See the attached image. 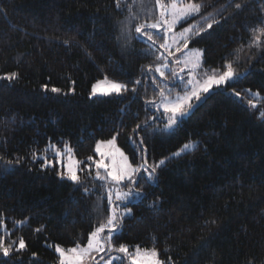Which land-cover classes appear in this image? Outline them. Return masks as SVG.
Here are the masks:
<instances>
[{
	"label": "trees",
	"instance_id": "1",
	"mask_svg": "<svg viewBox=\"0 0 264 264\" xmlns=\"http://www.w3.org/2000/svg\"><path fill=\"white\" fill-rule=\"evenodd\" d=\"M196 2L201 12L184 24L197 25L192 45L206 69L231 63L236 76L168 127L150 103L163 84L146 69L161 48L135 32L159 18L155 0H0V227L12 248L0 264H58L56 245L86 246L111 214L92 162L97 143L113 138L135 165L167 160L139 179L143 195L128 204L117 247L155 248L165 264H264V36L253 34L264 0ZM103 79L129 90L90 98ZM66 146L81 162L79 183L46 165Z\"/></svg>",
	"mask_w": 264,
	"mask_h": 264
},
{
	"label": "snow or ice",
	"instance_id": "2",
	"mask_svg": "<svg viewBox=\"0 0 264 264\" xmlns=\"http://www.w3.org/2000/svg\"><path fill=\"white\" fill-rule=\"evenodd\" d=\"M120 0H117V6H119ZM156 5L159 7V18L156 19L154 22H144L140 23L136 28L135 32L140 34V39H144L146 37L149 43L148 47L152 48L156 45L157 40L154 39L153 34L150 31H147L148 29H156L159 30L161 28L165 29V33H172L173 36L171 37L173 42L176 41V34L174 32L175 26L180 23L183 20L188 19L191 16H194L201 12L202 4L197 3L196 0H189V2L185 3L183 0H170L169 3H166L165 0H155ZM236 8H240V4L235 5ZM261 25H264V20L260 22ZM208 28L212 27V23H208ZM192 31V28H184L180 33L179 36L183 39V48L188 47V40H187V34ZM259 31L260 35H255V32ZM199 34V33H197ZM254 40L260 41L261 36H264V28H261L258 26L256 30H254ZM157 36L160 40H163V43H160L159 47L165 49L166 51L169 50V44L167 42V38L165 35L160 34L159 31L157 32ZM176 51H181V48L177 46ZM169 55H172L171 51H169ZM202 56V52L199 49H194L192 52H190L183 61L184 66L187 67L189 64L192 65V69L195 70L197 67L200 66V57ZM161 57L157 56V59L159 60ZM181 61L177 60V63H180ZM162 68H168V65L160 64L157 65L154 69L152 66H146L147 71H155L160 74V76H165L164 71H162ZM227 70L220 73V74H213V75H207L205 74L206 78L201 80L195 81V87L192 89V91L184 96L183 98L179 99L176 103H164V111L172 113V117L169 120L168 127H172L178 123L177 117H182L186 114L185 108L188 109L192 108L191 100L194 97L197 101L201 99V93H208L210 89L216 85H224L227 81L233 79L236 76V72L233 69V66L231 63H229L226 66ZM183 71V68L181 69ZM175 75V73H172ZM17 72H12L10 74H7L5 77L7 80L11 81L18 77ZM167 78V77H165ZM135 84H140L141 82L139 80L134 82ZM189 83H192V81H189ZM100 88V85L97 84L92 89V95L97 94V90ZM45 89H47V85H45ZM128 85L125 83H119V82H110L108 89L104 92L105 95H109L111 93L120 94L122 92L128 91ZM52 92L59 93L61 90L59 88H52ZM131 91L135 92L136 89L132 88ZM161 96H164L163 90H161L160 93ZM236 95H239L237 93ZM256 95H259L257 93ZM150 103H155L154 101H151ZM249 104L252 107H256V105L249 101ZM260 115L264 117V112H261ZM136 128H140V125L138 124ZM135 131V129L133 130ZM102 145L109 146V151L105 153L102 150ZM194 145L192 144H185L181 151L190 150L193 148ZM69 152H71V149H68ZM96 152H98L101 156V159L96 162L97 169L103 168L106 170L107 175L101 176L99 171H97L96 176L100 180H107L109 177L112 182H115V184L120 185L124 184L127 188V191L121 192L119 189L115 190V199L116 201H120L124 207H127L126 201L130 200L134 196H142L143 194L134 188H129L128 185H135L136 184V175L139 171H143L147 179L151 180L153 178V175L155 173L156 167H159V165L148 166L144 167L142 165L134 166L130 161L128 156L124 154L123 151L120 150V148L116 147L115 138L110 139L106 142L101 141L96 146ZM180 153H176V155H179ZM60 155V153H58ZM106 157L111 158V164H105L104 159ZM117 157H119V161L117 160ZM71 159V157H70ZM89 160L92 159V157L88 158ZM47 163V162H46ZM80 161H74L75 167L73 166V163H69L67 165V179L79 183L80 177L78 175L77 169L79 167ZM164 161H160V164H163ZM149 167L151 168V171H149ZM63 176V173H61ZM125 182H127L125 184ZM87 191V188L84 189ZM112 190H109V196H108V202L111 204L112 200ZM130 214V209L127 210ZM122 219L121 216L118 215L117 212V205H112L111 208V214L108 216L104 222L100 223L98 227L95 228L94 231H92L89 234V237L86 242V246H81L80 244H76L74 247H71L69 249H64L60 247L59 245L55 246V251L59 253V264H99V261L96 260V255L100 253H104L107 251H115L118 253L123 254V256H112L108 258L105 261V264H113L114 261L123 260L125 256L129 257L130 264H165V261H162L159 258V252L153 248V249H141L139 246L136 247L134 253L129 252V248L126 245H119L118 247L115 246L112 241L114 235L118 232L119 229V223ZM39 231V230H37ZM15 243V242H14ZM26 247L25 241L21 238L19 240V249H23ZM19 249H16L17 251ZM12 250L11 245L5 246L3 242H0V252L3 253L4 256H8L10 254V251ZM96 254V255H94ZM251 264V261L249 262Z\"/></svg>",
	"mask_w": 264,
	"mask_h": 264
},
{
	"label": "rangeland",
	"instance_id": "3",
	"mask_svg": "<svg viewBox=\"0 0 264 264\" xmlns=\"http://www.w3.org/2000/svg\"><path fill=\"white\" fill-rule=\"evenodd\" d=\"M183 2L187 3L189 1L183 0ZM198 14H196L194 16H191V17H189L186 20L181 21L180 23H178L175 26V29H174V32L176 34V41L175 42H173V40L171 38L173 36V34L172 33H165V29L164 28H161L159 30L150 29L152 31H155L156 34L159 31L160 34L165 35L166 38H167V42H168V44L170 46L168 51H166L163 48H161V49L158 50V56H160L161 58L158 60L157 65L165 64V63L168 65V68H162V71H164L165 76L162 77V76H160V74L158 72H155L154 71V75L158 76V78L161 80V82L163 84V89L162 90L164 92V96H160V98L154 103V108L160 114H162V115L165 116V119H166L167 122H169V120H170V118L172 117L173 114L170 113V112H165L164 111V103L165 102H169V103H176V102H178L179 99L183 98L184 96H186L187 94H189L192 91V89L196 86L195 85V81L196 80H201L202 81L203 79L206 78L205 74H207V75L217 74L218 75V74H220V73H222V72H224V71L227 70V69H225V70H219V69H211V70H209V69H206L205 66H204L203 50L200 47H198V46L192 45V42H193L194 38L195 37H198V35H199V34H197L199 32L196 31V29H197L196 26L197 25H196V23L195 24L194 23H191V24H188V25H184V24H185L186 21H188V20L196 17ZM189 27L192 28V31L187 34L188 47L185 49V48H183V42L184 41L179 36V33L184 28H189ZM154 39H156V38H154ZM156 40H157L156 45H158V46L160 45V43H163L164 42L163 40L162 41H160L158 39H156ZM177 46H179L181 48V51H176ZM194 49H199L202 52V56L200 57V66L197 67L195 70L192 69V65L191 64H189L187 67H185L184 66V63H183V61L185 60V57L190 52H192V50H194ZM169 51H171L172 55H169ZM177 60H179L181 62L180 63H177ZM182 68H183V71H181ZM172 73H175V75H173ZM165 77H167V78H165ZM234 79H235V77L233 79L227 81L224 85H220V86L214 85L210 89V91L208 93H201V99L199 101H197L193 97L192 100H191V104L194 106V104L200 103L215 88L225 87L226 85H228L229 83H231L232 81H234ZM189 81H192V83H189ZM110 82H117V81H112V80H108V79H103V80L96 81L93 84L92 88H91L90 98H92V99H94V98H105V97H112V96L121 95L123 92L120 93V94H116V93H111L109 95H105L104 94V92L108 89ZM97 84L100 85V88L97 90V94L96 95H92V89ZM256 94L257 93H252L251 95L254 96L256 99L260 100L262 96L256 95ZM258 104H259V102H257L255 105L257 106ZM189 110L190 109H188L187 107L185 108L186 113ZM104 142H106V141H104ZM115 142H116V140H115ZM189 144H192L195 147V144L194 143H189ZM116 147L120 148L117 145V142H116ZM69 148L70 147L66 146L63 151H55V152H53L52 157L54 156V158H56V159L51 160V161H47V163H46L47 166H53V163L56 162L57 165L61 168V173H63V176L61 175V173H60V176L63 179H66V180H68L67 179V165L69 163H73V166L75 167L74 161H78L76 159L74 153L72 152V150H71V152L68 151ZM193 148H191L190 150H185L183 152L180 149L178 152H176V153H180V154L179 155H176V153H175V154H173L172 157L180 156V155H182V154H184V153H186L188 151H191ZM102 150L105 153H107L109 151V146L102 145ZM120 150L123 151L121 148H120ZM58 153H60V155H58ZM124 154H125V152H124ZM95 155H96V158L93 159V162H92L93 165H94V169H95V174H94L95 180L97 181L98 185H101L104 188V191L107 193V196H109V190L110 189L112 190V197H111L112 203L111 204L109 203V205H110V212H111L112 205H117L118 215L121 216L122 219H124L125 217L130 216L132 214V208L128 204L133 203V202H136L140 198V196H134L130 200L126 201L125 202L127 204V207L126 208L124 207V205L120 201H116V199H115V190L116 189H119L121 192H124V191H127V188L125 187L124 184H120V185L115 184V182H112L111 181L110 177L107 180H100V179L97 178V176H96L97 171H99V173H100L101 176H106L107 175V172L103 168L97 169V167H96V162L101 159L100 154L98 152H96V148H95ZM70 157H71V159H70ZM42 158L45 159V156H42ZM117 160L119 161V157H117ZM129 161H130V159H129ZM162 161H164V163H166L167 160H162ZM104 162H105V164H111V158L106 157L104 159ZM164 163L163 164H160V162H159L157 164V165H159V167H156V169L160 168L162 165H164ZM133 165L134 166H138V165H135V164H133ZM139 165H142L144 167H148V165L145 164V163H140ZM155 166H153V167H155ZM148 170L151 171V168L149 167ZM77 172H78V175H79V172H80V164H79V167L77 169ZM141 176L147 178L146 174L141 170V171L138 172V174L135 177L136 184L135 185H128V187L129 188H134V189L138 190L137 187H136V185H137L139 179L141 178ZM153 177H154V175H153ZM68 181H70V180H68ZM70 182H72V181H70ZM72 183H76V182H72ZM126 183L127 182H125V184ZM128 209L131 210L130 211V214L127 211ZM122 219L120 220V223H121ZM1 225L2 226L0 227V242H3L5 244V246H9L6 243V237L4 236V233L6 232L5 225L4 224H1ZM112 243H113V241H112ZM17 249H19V243H18ZM19 250H22V249H19ZM129 252L130 253H134L135 252V249L134 250H130L129 249ZM56 254L59 257V253L56 252ZM0 255H3V253L0 252ZM94 255H96V254H94ZM112 256L119 257V256H123V254L118 253V252H115V251H107L106 250L104 253H100V254L96 255V260L99 261V264H105V261L108 258L112 257ZM59 259H60V257H59ZM58 264H59V260H58ZM113 264H130V259H129V257L125 256L123 260L114 261Z\"/></svg>",
	"mask_w": 264,
	"mask_h": 264
},
{
	"label": "water",
	"instance_id": "4",
	"mask_svg": "<svg viewBox=\"0 0 264 264\" xmlns=\"http://www.w3.org/2000/svg\"><path fill=\"white\" fill-rule=\"evenodd\" d=\"M193 109H194V108H193ZM191 112H192V110H190L189 112H187V113L185 114V116H188Z\"/></svg>",
	"mask_w": 264,
	"mask_h": 264
}]
</instances>
